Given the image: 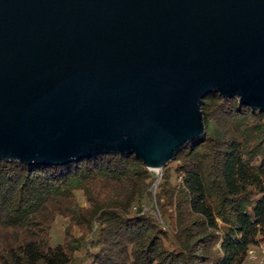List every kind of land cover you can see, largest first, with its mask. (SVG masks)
<instances>
[{"label":"water","instance_id":"water-1","mask_svg":"<svg viewBox=\"0 0 264 264\" xmlns=\"http://www.w3.org/2000/svg\"><path fill=\"white\" fill-rule=\"evenodd\" d=\"M211 93L264 111V0H0V160L161 172Z\"/></svg>","mask_w":264,"mask_h":264},{"label":"trees","instance_id":"trees-1","mask_svg":"<svg viewBox=\"0 0 264 264\" xmlns=\"http://www.w3.org/2000/svg\"><path fill=\"white\" fill-rule=\"evenodd\" d=\"M202 110L204 134L161 172L120 153L54 165L0 160V264H231L227 237L246 244L261 222L264 189L240 188L235 164L264 172V111L219 93ZM195 177L201 189L191 188ZM205 198L220 226L198 207ZM251 242L259 252L264 232ZM238 264H252L248 253Z\"/></svg>","mask_w":264,"mask_h":264},{"label":"rangeland","instance_id":"rangeland-1","mask_svg":"<svg viewBox=\"0 0 264 264\" xmlns=\"http://www.w3.org/2000/svg\"><path fill=\"white\" fill-rule=\"evenodd\" d=\"M156 172H159L155 170ZM235 174L237 178L236 184L239 185L240 188H253V189H264V172H258L255 173L251 170H246L244 167H242L238 162L235 164ZM191 188L194 190L196 188H202V183L200 181L199 177H195L192 180ZM81 201L84 202L83 198L80 197ZM199 208H202L205 213L212 219V224L220 226L221 221L216 218L212 212V204L209 198L203 199V201L198 204ZM260 214H261V222L251 227L250 230L247 232L246 244H241L239 239L230 238L227 237L228 243H224L223 248L226 250V254L230 257L231 264H238L242 256L247 254V251L249 248H255L252 246V239H254L257 235L264 232V203L262 204L260 208ZM66 225V221L62 218H59L53 228L52 236L55 241L61 240V236L63 233V229ZM230 234L229 231L227 235ZM238 238L242 236L240 233H236ZM229 236V235H228Z\"/></svg>","mask_w":264,"mask_h":264},{"label":"built area","instance_id":"built-area-1","mask_svg":"<svg viewBox=\"0 0 264 264\" xmlns=\"http://www.w3.org/2000/svg\"><path fill=\"white\" fill-rule=\"evenodd\" d=\"M249 258L252 260V264H264V246H260V251L258 252L255 248H249L247 251Z\"/></svg>","mask_w":264,"mask_h":264},{"label":"bare ground","instance_id":"bare-ground-1","mask_svg":"<svg viewBox=\"0 0 264 264\" xmlns=\"http://www.w3.org/2000/svg\"><path fill=\"white\" fill-rule=\"evenodd\" d=\"M158 171V170H157Z\"/></svg>","mask_w":264,"mask_h":264}]
</instances>
